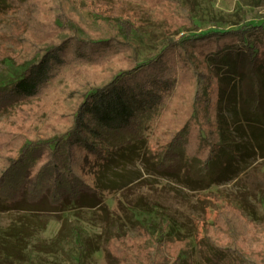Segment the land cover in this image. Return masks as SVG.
<instances>
[{
	"label": "trees",
	"instance_id": "1",
	"mask_svg": "<svg viewBox=\"0 0 264 264\" xmlns=\"http://www.w3.org/2000/svg\"><path fill=\"white\" fill-rule=\"evenodd\" d=\"M68 1L116 22L127 38L147 17L133 3ZM40 9L38 0H0V38L32 49L35 58L10 87L0 86V111L11 110L0 123L1 213L98 207V172L118 159L152 153L161 170L203 189L230 179L246 158L264 159V26L183 35L137 64L125 56L124 39L78 37V23L61 7L49 18ZM6 60L25 66L0 48V66ZM184 86L192 89L182 94ZM180 96L186 105L167 126L163 118ZM231 205L218 225L225 235H203L197 245L210 264H261L264 238ZM115 238L106 242L117 256L148 264L131 251L138 240L120 236L115 245ZM176 242L169 264H190L182 258L186 243Z\"/></svg>",
	"mask_w": 264,
	"mask_h": 264
},
{
	"label": "rangeland",
	"instance_id": "2",
	"mask_svg": "<svg viewBox=\"0 0 264 264\" xmlns=\"http://www.w3.org/2000/svg\"><path fill=\"white\" fill-rule=\"evenodd\" d=\"M116 1L133 3L147 12L128 38L119 24L91 14L79 4L38 0V5L45 18L57 14L61 7L78 23L73 27L78 37L115 34L124 39L130 45L125 56L137 64L156 57L183 35L264 26V0ZM0 48L25 62L24 67H16L9 60L1 64L0 86L10 87L35 58L32 49L7 38H0ZM191 89L184 86L182 94ZM185 105L184 96L173 100L163 118L167 126L176 124L177 109ZM10 115L11 110L0 111V123L7 122ZM153 126L151 123L146 135L154 151L158 136ZM230 135L234 142L239 140ZM152 156L118 159L99 171L96 183L103 201L98 207L60 212L46 204L31 207L35 212H0V264H129L130 258L117 256L106 242L117 237L112 242L120 244V236L138 240L131 251L147 256L148 264H169L179 247L176 241L186 243L182 258H189L190 264H210L196 239L225 235L218 225L228 218L224 210L231 204L240 209L256 238H264V159L246 158L230 179L203 189L161 170ZM260 262L264 264V257Z\"/></svg>",
	"mask_w": 264,
	"mask_h": 264
}]
</instances>
